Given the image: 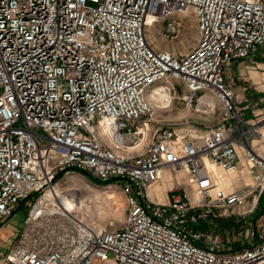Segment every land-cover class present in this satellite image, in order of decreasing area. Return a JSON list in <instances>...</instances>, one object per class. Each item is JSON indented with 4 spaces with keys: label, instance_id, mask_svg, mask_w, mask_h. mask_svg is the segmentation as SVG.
Masks as SVG:
<instances>
[{
    "label": "built area",
    "instance_id": "2783aa9c",
    "mask_svg": "<svg viewBox=\"0 0 264 264\" xmlns=\"http://www.w3.org/2000/svg\"><path fill=\"white\" fill-rule=\"evenodd\" d=\"M188 11L191 50L150 45L147 26ZM262 44L264 0H0V228L28 205L0 264H264V213L238 246L201 227L259 210L264 112L244 120L223 74ZM166 78L213 123L170 118ZM156 87L167 92L151 104ZM84 173L119 186L120 226L97 227L81 208L92 202L61 187Z\"/></svg>",
    "mask_w": 264,
    "mask_h": 264
},
{
    "label": "rangeland",
    "instance_id": "374dc122",
    "mask_svg": "<svg viewBox=\"0 0 264 264\" xmlns=\"http://www.w3.org/2000/svg\"><path fill=\"white\" fill-rule=\"evenodd\" d=\"M169 24L174 26V30H168ZM145 30L147 39L149 40V43L153 48H155L156 50L168 51L169 53L177 57H180L191 50L196 44L199 37L197 20L194 14L190 11L184 14L178 13L174 15H168L162 20L152 22V24L147 26ZM252 54L246 58H241V60L252 58ZM230 64L232 65L233 62L231 61L228 64L229 66L227 65L228 67H230L229 71L228 67L226 66L227 69L225 67L226 73L225 75L223 74L225 84L229 89L232 90L235 96L237 91H240V93L242 91H246L245 97L243 98V103H248V112H264V73H262L264 72L263 68H257L256 64L253 63L252 65H249L248 68L241 66L242 72H239L238 74L235 70V64L232 66ZM250 68L252 71H259V78L256 81L257 89L254 88L255 90L248 87L249 80L247 79V77L250 74L253 75V72L249 71ZM170 84L174 86L173 90L171 91V95H174L175 98L172 100L170 110L168 109V116L170 118H173L180 123L185 121L194 122L198 120H201V122L205 124L213 123V119L215 117L214 115H205L203 113H198L195 110V101H193L192 104H188L189 102L187 101V96L189 95V92L187 88H185V86L182 84V82L176 79L166 78L158 83L159 86H168ZM241 86H245L246 88L242 90L240 89ZM158 88L160 87H156L154 88V90L158 92ZM234 90L237 91L235 92ZM193 98H195V96ZM159 100L161 99H157L155 95L151 98L153 104H157ZM208 100L211 104L212 102H214V99L213 101L210 98ZM219 174V176L222 177L221 179H223V181L224 179L225 181L230 180V176L225 175L223 172ZM87 176L88 175L84 173L83 176L77 177V180L73 179V186L70 185L68 181H62L61 187H73V195H76L79 198L81 205L83 204V200H90L92 202L91 206H88L86 208L85 206H82L81 208L83 209L82 211L87 214L88 220L93 222L97 227L112 228L120 226L126 215V203L119 186H108L107 184L100 185L87 178ZM171 187L172 186L167 182V179L164 178L163 181H160L158 182V184L154 185L150 192H162L158 196V198L160 200H164L166 199V195H164V192L168 191ZM167 193L169 194V191ZM263 201L264 192L259 204V210L254 214H251L247 219L237 217L233 214L223 217L218 216V218H214L213 223L208 224V227L206 223H202V230H206L207 232L216 234L221 240H225L227 239V237H230V240L234 241V246H238L242 244L241 242L244 239V236H242V234L246 229L247 222L252 221L253 223H255L257 219H259L260 216L263 215ZM84 203L86 202L84 201ZM27 207V204L21 203L15 210L13 217H10V219H8L9 225H6L4 228H0L1 244L6 242V239L3 238L10 239L11 237H13L12 235H17L20 232L23 227V220L28 211ZM9 229H12V235L8 233ZM246 242L247 240L245 239V243ZM5 248V246L0 245V251H4ZM108 256H112V254L109 253ZM95 264L113 263L95 262Z\"/></svg>",
    "mask_w": 264,
    "mask_h": 264
},
{
    "label": "crops",
    "instance_id": "0c3cea01",
    "mask_svg": "<svg viewBox=\"0 0 264 264\" xmlns=\"http://www.w3.org/2000/svg\"><path fill=\"white\" fill-rule=\"evenodd\" d=\"M258 60H261V61H258ZM233 62V64L232 65H234L235 64V70L237 71V73L239 74V72H242V67L241 66H244V67H249V65H252L253 63H255L256 64V66H257V68H263V70H264V45L262 44V45H259L257 48H256V50L253 52V54H252V58H250V59H247V60H241V59H237V60H233L232 61ZM236 62V63H235ZM251 63V64H250ZM231 65V64H230ZM231 65V66H232ZM229 66V65H228ZM227 66V67H228ZM227 67H226V69H227ZM250 67H254V66H250ZM226 69H225V71H224V75H225V73H226ZM229 69H230V67H228V71H229ZM249 71H251V72H253V75L252 74H250L248 77H247V79L249 80V82H248V87L249 88H252V89H254V88H256L257 89V87H256V81L258 80V78H259V71H252L251 70V68L249 69ZM262 73H264V72H262ZM241 74V73H240ZM244 88H246L245 86H241V88L240 89H244ZM250 90V89H249ZM255 90V89H254ZM235 92L237 91V90H234ZM246 92V91H245ZM245 92H241L240 93V91H237L236 92V103H237V105H238V107L240 108V116L244 119V120H247V119H250L253 115H254V113L253 112H248V110H247V107H248V103H246V102H244L243 103V98L245 97ZM251 102V101H250ZM241 109H242V111H241ZM215 172H216V174L219 176L220 174L219 173H222V171L220 170V169H215Z\"/></svg>",
    "mask_w": 264,
    "mask_h": 264
},
{
    "label": "bare ground",
    "instance_id": "6f19581e",
    "mask_svg": "<svg viewBox=\"0 0 264 264\" xmlns=\"http://www.w3.org/2000/svg\"><path fill=\"white\" fill-rule=\"evenodd\" d=\"M149 21H150V20H149ZM153 90H154V89H153ZM154 91H155V90H154ZM154 91H153V93H151V97H149V102H150L151 104H153V102L151 101V98H152L154 95L156 96L157 99H159V98L162 96V94H163L164 92H167L166 88H164V87H162V88H161V87L158 88V90H157L158 92H156V91L154 92ZM164 94H165V93H164ZM160 99H161V98H160ZM164 176H165L164 178L167 179V174H165ZM227 176H230V179L233 177V175H227ZM229 181H230V180H229ZM229 181H225V180H224V183L227 184Z\"/></svg>",
    "mask_w": 264,
    "mask_h": 264
},
{
    "label": "trees",
    "instance_id": "16d2710c",
    "mask_svg": "<svg viewBox=\"0 0 264 264\" xmlns=\"http://www.w3.org/2000/svg\"><path fill=\"white\" fill-rule=\"evenodd\" d=\"M87 178H89L90 180H92L93 182L97 183V184H100V185H103L105 183H103L102 181H99L93 177H90L89 175L87 176ZM227 225V224H226Z\"/></svg>",
    "mask_w": 264,
    "mask_h": 264
}]
</instances>
